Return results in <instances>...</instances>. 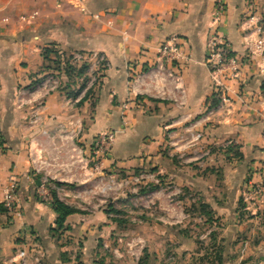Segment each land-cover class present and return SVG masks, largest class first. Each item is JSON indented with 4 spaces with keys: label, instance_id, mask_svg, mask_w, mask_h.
I'll return each instance as SVG.
<instances>
[{
    "label": "crops",
    "instance_id": "1",
    "mask_svg": "<svg viewBox=\"0 0 264 264\" xmlns=\"http://www.w3.org/2000/svg\"><path fill=\"white\" fill-rule=\"evenodd\" d=\"M260 27L264 0H0V264H18V248L28 264H134L115 259L122 240L114 232L123 225L107 213L102 190L108 174L139 173L156 187L146 194L148 230L172 231L189 219L206 231L193 239L185 231L174 243L148 235L139 264H264V196L251 194L264 181V53L251 54ZM214 32L248 61L238 81L226 82L229 105L201 121L218 104L204 63ZM171 36L188 61L167 66L178 82L159 81L149 71ZM46 49L68 59L104 55L108 69L91 99L74 101L83 81L67 78L63 58L58 69L47 68ZM48 72L60 75L62 89L32 94ZM40 100V121L32 125ZM107 132L114 141L105 158L95 157L92 141ZM228 141L230 150L222 147ZM43 176L85 191L81 204L70 197L81 213L67 218L59 238L50 234L52 200L39 196ZM10 182L15 218L2 206ZM112 200L115 209L134 205L119 193ZM75 245L79 257L71 254Z\"/></svg>",
    "mask_w": 264,
    "mask_h": 264
},
{
    "label": "built area",
    "instance_id": "2",
    "mask_svg": "<svg viewBox=\"0 0 264 264\" xmlns=\"http://www.w3.org/2000/svg\"><path fill=\"white\" fill-rule=\"evenodd\" d=\"M217 18L223 12L222 6L217 8ZM260 38L255 42V50L251 51V54L264 53V30L260 27L258 29ZM182 61H188L182 54V46L179 42V39L176 36H171L165 39L158 51V58L152 68L149 71V75L156 78L159 81L168 79L173 82H178L180 80L179 74L177 71H174L169 67L174 65H180ZM248 61V56H236L232 53L229 43L218 36L216 32L212 33L206 43V54L204 63L208 69L210 83L213 89V92L216 95L218 104L210 109H207L203 114L201 121H208L211 116H213L217 111L222 109L223 106L229 105V100L226 97L228 92V87L226 82L228 81H238L240 79V71L242 66ZM69 63L74 67L85 66V82L80 88H78L74 93V101L79 102L83 100L90 92L94 94L97 88L100 85L101 79L105 71L108 69V63L104 55L96 52L92 53H73L69 57ZM175 69V68H174ZM83 78L81 79V82ZM62 89V82L60 75L57 72H48L45 73L40 80L36 83L32 90V94H41L42 96H48L50 94L59 92ZM87 98V97H86ZM90 98L86 99L89 100ZM264 108V104H262ZM43 109V102L40 100L36 107L32 110L30 124L36 125L40 121V114ZM63 127H59V130H62ZM43 135L48 136L47 132H42ZM61 137V136H60ZM199 136H196L195 139H198ZM114 141V136L112 133H102L97 135L92 141V152L95 157L105 158L107 155L112 143ZM232 143L230 141L225 142L222 147L224 149L230 147ZM206 151L204 154L206 156ZM34 170L39 171L38 165L35 161H32ZM97 169V168H95ZM113 175L109 177V183L113 184ZM147 175L139 174L138 176H131L127 178L126 181H121L117 186L120 188L127 185L130 181L139 183L144 179H148ZM106 178V185L103 186L102 192L108 191V182ZM74 189V190H73ZM15 184L10 182L6 188L2 206L5 213L11 217H18L20 215L18 211V205L14 197ZM54 192L56 197L62 203L69 205L68 201L70 197L82 202L81 195L85 192L83 189L72 188L67 185L57 186L56 183L49 180L47 176H43L40 179L39 187V196L45 201H51L50 192ZM182 193L177 190L175 195H181ZM254 198L264 196V181L258 185L254 191L251 193ZM71 206V205H69ZM73 207V206H72ZM135 244L134 241H130L126 244V247L129 249L130 254L134 257L137 262L140 257V251L142 246L139 247V250L132 251ZM12 261L18 262V264H26V257L24 252L21 249H17L15 252Z\"/></svg>",
    "mask_w": 264,
    "mask_h": 264
},
{
    "label": "rangeland",
    "instance_id": "3",
    "mask_svg": "<svg viewBox=\"0 0 264 264\" xmlns=\"http://www.w3.org/2000/svg\"><path fill=\"white\" fill-rule=\"evenodd\" d=\"M64 64V61L62 62ZM64 67V66H62ZM80 68V67H79ZM63 70V69H62ZM139 174H144V173H139ZM139 174H132V175H125V174H114L113 176V181L114 183L111 184L109 183V177H111L110 174L107 175V182H108V191H107V206L111 207V209L121 212L120 215H118L117 217L115 215H112L111 217H116L117 222L123 225V228H121V230L114 232V238L118 241V239H121L122 242L119 244V247L117 248V254H114V257L116 260H120L117 263H124V261H132L134 264H139L141 262V259L143 258L142 256H144V248L146 246V244L142 243L141 240H147V236L151 235L153 239H162V238H166L167 240L169 239L171 242H175V238L179 237L182 238L180 235H184V232H187V235L189 236V238H197L198 235L200 234H204L206 231L205 230H201L198 229L196 226V222L195 221H187V223L185 224V226H172V231H160L157 230L155 232L150 231L147 229V225L148 223L146 222L147 218L152 219L151 216V210L146 208V203H147V198H146V194H140L141 191L143 190H147L148 189V185L150 184L148 182V179H144L143 181H140L139 183L130 181L127 185L122 186V187H118L117 185L121 182V181H126L127 178L131 177V176H138ZM147 175V174H144ZM169 191L173 192L176 194L177 189H172L170 188ZM123 194L124 198H127V201L130 202L129 200H132L134 205H131V203H129V205L125 208H114V202L112 200L113 196L116 194ZM173 196H178V195H173ZM77 202H79L80 204L82 203L81 201H79V199L77 200ZM126 210V211H125ZM150 210V211H149ZM159 211L155 210V214L153 215L156 218H162V216H160V214H158ZM149 214V215H147ZM147 215V216H146ZM191 217H195V215L190 214ZM110 232V231H109ZM179 233V234H178ZM64 236L66 235L65 232L62 233ZM110 234V233H108ZM107 234V236H108ZM203 237V236H202ZM151 237L148 238V240L152 239ZM134 241V248L132 249V251H138L139 247L142 246V249L140 251V257L139 260L136 262L134 257L130 254L129 249L126 247V244L130 241ZM161 247H156L157 250H160ZM71 250V254L74 256H78L79 252H81V248L78 247L77 245L73 246L70 248ZM105 253V252H103ZM174 254V253H173ZM119 256V257H118ZM166 256L170 259L171 262L174 261V256L172 254H170V256L168 254H166ZM79 257V256H78ZM106 257H110L111 258V252H107L106 253ZM119 258V259H117ZM174 258V259H173ZM26 264H28L27 259H26Z\"/></svg>",
    "mask_w": 264,
    "mask_h": 264
},
{
    "label": "trees",
    "instance_id": "4",
    "mask_svg": "<svg viewBox=\"0 0 264 264\" xmlns=\"http://www.w3.org/2000/svg\"><path fill=\"white\" fill-rule=\"evenodd\" d=\"M42 56H43V60L48 65L47 68H55V69L59 68V66L61 64V58H63L62 59L64 61L63 71L69 80L75 79V78L82 79L83 77H85L84 76L85 66H82L80 68L74 67L73 65H71L69 63L68 57H64V55H62V54L59 55L58 52L53 50V49L44 50ZM85 80H86V78L83 79V83H82L83 85H84ZM261 90L264 93V85H262ZM92 95H94V94L90 92L86 96L87 98L85 97L83 100L80 101V103L82 101H85L88 98L91 99ZM56 185L60 186L61 184L56 183ZM155 189H156V187L149 186V188L146 191L143 190L140 192V194H145V193H148V192L153 191ZM50 194H51V200H52L51 203H52L53 211L57 215L56 220H55V228L51 230L50 234L54 238H59L63 232L67 231V226H66L67 218L71 215L79 214L81 212L78 209H76L72 206L66 205V204L62 203L61 201H59L54 192L51 191ZM107 213L115 214V215L121 214L120 212H117V211L111 209V207ZM217 260H218V258H217ZM217 264H222V263L219 260V261H217Z\"/></svg>",
    "mask_w": 264,
    "mask_h": 264
}]
</instances>
